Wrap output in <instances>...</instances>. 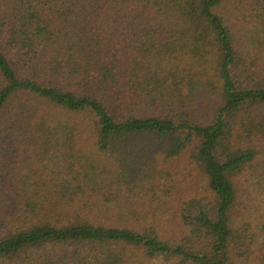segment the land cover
<instances>
[{
    "label": "trees",
    "instance_id": "1",
    "mask_svg": "<svg viewBox=\"0 0 264 264\" xmlns=\"http://www.w3.org/2000/svg\"><path fill=\"white\" fill-rule=\"evenodd\" d=\"M0 264H264V0H0Z\"/></svg>",
    "mask_w": 264,
    "mask_h": 264
}]
</instances>
